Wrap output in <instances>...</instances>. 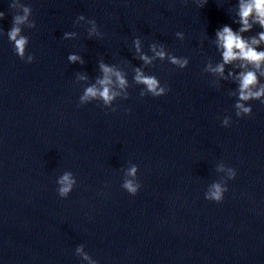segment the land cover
Masks as SVG:
<instances>
[{
    "label": "clouds",
    "instance_id": "9594fccd",
    "mask_svg": "<svg viewBox=\"0 0 264 264\" xmlns=\"http://www.w3.org/2000/svg\"><path fill=\"white\" fill-rule=\"evenodd\" d=\"M264 6L261 4V0H256L255 3V7L257 10H260L261 7ZM251 6H242V11H241V15L242 17H247V15L249 14V8ZM29 11L28 8H24V12L27 14ZM261 15H264V13H261ZM3 18V13H0V19ZM82 18V17H81ZM27 19V15L25 16H16L14 17V24H20L23 23L25 20ZM244 23L247 24V21L244 20ZM261 23L264 24V19L261 20ZM20 33V29L18 27H13L11 29V31L8 33L9 38L12 41H15V50L17 52V54L20 57L24 56L25 53V45L27 43V39L23 36H20L19 39H17V37L19 36ZM217 36L219 37V40L221 42L222 47L225 49L224 53H223V57H224V61L228 62L231 59L235 58V54L233 53L232 49L233 47H237L240 48L242 50V54L245 57H251L253 59H256L258 55L264 56V53L261 54H257L255 53L252 49H248L247 52H243L244 49V44L243 42L233 34L232 30L230 28H228L227 26H225L223 28L222 31L217 32ZM262 39H264V36H262ZM158 56L163 57L164 53L163 52H158L157 53ZM29 59L31 60L32 57H29ZM71 60H76L75 56L70 57ZM142 59H144L147 62V57H142ZM174 63H181L179 60H173ZM184 63H187V61H184ZM223 70V66L221 65L220 67H218L216 69V71H222ZM105 73H108L111 71V69L109 68H105L104 69ZM117 78L119 80L120 86L123 87L125 84V81L120 77L119 73H116ZM136 80L138 82L143 83L144 85L147 86V89L156 97H160L165 93V89L163 88H159L158 90V82L155 78L152 77H144L143 75H141L139 72L137 73L136 76ZM253 80V76L251 73H249L248 75L244 76L242 79V83H241V99L242 100H247L250 96H259L262 93H264V89L261 90V92H257V93H252V92H245V89H248L249 83ZM101 85H104L103 90L102 91H98L95 87H89L86 90L85 95L82 97L83 100H87L90 97H96L98 94L99 96H101L105 103L110 102L116 95H118V93L112 92L110 93L109 88L107 87L108 84L111 83V81L107 78V76L105 77L104 80H101L99 82ZM238 108H241L244 112H248L249 109L244 108L243 105L241 104H237ZM227 123V122H225ZM136 169L133 168L130 172V175H134L135 174ZM59 183L62 185V187L59 189V194L61 196H66L68 192L71 191L72 188V184L73 181L70 179V176L68 174H65L60 180ZM124 187L128 190L129 194L131 195H136L137 194V186H135L132 181H127L124 184ZM215 188V191L211 193V199L215 200V202L219 203L223 200L222 197V189L221 187L217 184L213 186Z\"/></svg>",
    "mask_w": 264,
    "mask_h": 264
}]
</instances>
